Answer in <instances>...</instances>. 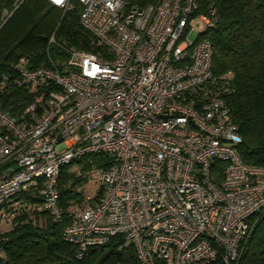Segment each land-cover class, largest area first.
I'll list each match as a JSON object with an SVG mask.
<instances>
[{
    "label": "built area",
    "instance_id": "1",
    "mask_svg": "<svg viewBox=\"0 0 264 264\" xmlns=\"http://www.w3.org/2000/svg\"><path fill=\"white\" fill-rule=\"evenodd\" d=\"M47 1L63 11L73 6ZM77 1L98 50L66 48L63 70L18 67L32 101L15 115L0 103V224L12 223L23 207L19 195L36 188L51 220L61 222L59 183L68 166L98 184L62 231L76 258L120 235L140 264H235L264 211V166L242 161L223 97L231 73L212 72L203 32L215 26L214 12L198 13L199 0L142 8ZM94 154L107 165L89 160L83 171L82 159ZM3 241L0 233V258Z\"/></svg>",
    "mask_w": 264,
    "mask_h": 264
},
{
    "label": "trees",
    "instance_id": "2",
    "mask_svg": "<svg viewBox=\"0 0 264 264\" xmlns=\"http://www.w3.org/2000/svg\"><path fill=\"white\" fill-rule=\"evenodd\" d=\"M145 7L157 0H124ZM0 0V103L12 115L21 114L32 101L30 88L21 82L18 67L57 66L64 69L66 48L96 52L92 36L79 21L81 4L71 0L63 11L47 0ZM211 6V7H210ZM213 11L216 24L203 32L212 46V72L231 73L223 95L241 137L239 154L245 163L264 166V0H199L198 13ZM7 12V14H5ZM54 35L56 43H50ZM106 166L100 154L82 159V170ZM63 167L59 204L63 220L55 223L42 207L39 189L19 195L23 207L5 233L0 264H140L131 245L120 235L101 246L90 247L78 259L74 247L63 240L64 227L73 221L75 200L82 195L73 187L80 181ZM70 186H67V183ZM100 192V191H99ZM248 244L235 264H264V211L257 213ZM35 221V222H33ZM154 264H164L157 260ZM208 264H224L217 259Z\"/></svg>",
    "mask_w": 264,
    "mask_h": 264
},
{
    "label": "rangeland",
    "instance_id": "3",
    "mask_svg": "<svg viewBox=\"0 0 264 264\" xmlns=\"http://www.w3.org/2000/svg\"><path fill=\"white\" fill-rule=\"evenodd\" d=\"M194 26L196 27V29H198L199 31H203L205 29V24L201 21H198L196 20L194 22ZM196 36V33H192L190 35V40L194 39ZM68 170V173L71 174L72 176V173L69 172L70 168L68 167L67 168ZM74 176V174H73ZM67 186H70V183L68 182ZM75 192L77 193H80L82 195V199L81 201H73L74 202V205H73V214L72 216L74 215V212L75 210L78 208V207H81L83 206V198L88 195V194H95L97 192V189H98V184L96 183H93L91 181H87V180H80L79 182H77L75 184V186L73 187ZM12 229V223L11 222H2L0 224V233L2 235H4L5 233L9 232L10 230Z\"/></svg>",
    "mask_w": 264,
    "mask_h": 264
}]
</instances>
